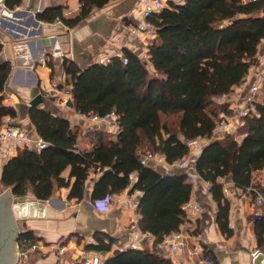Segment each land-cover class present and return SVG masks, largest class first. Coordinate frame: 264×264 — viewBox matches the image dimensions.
<instances>
[{
	"label": "trees",
	"instance_id": "1",
	"mask_svg": "<svg viewBox=\"0 0 264 264\" xmlns=\"http://www.w3.org/2000/svg\"><path fill=\"white\" fill-rule=\"evenodd\" d=\"M79 1L81 14L75 20H64L68 25L111 0ZM20 4L21 0H5L11 10ZM61 12L60 8L47 9L37 19L54 22L57 17L62 19ZM152 22L156 35L148 46V59L125 49L127 63L120 56L87 69L70 59L63 62L66 85L73 88L77 110L87 115L114 111L119 116L114 138L103 132L90 133L93 148L86 151L81 148L79 132L67 118L30 108V122L48 145L41 152L21 150L9 159L0 175L1 189H11L14 196L32 191L35 198L47 201L56 187L67 188L69 200L82 201L91 171L100 173L93 180V203L128 188L132 193L140 191V227L155 237L156 247L166 236L180 232L187 222L183 206L191 199L193 184L184 173L163 174L142 165V150L158 152L168 164H174L188 157L189 141L207 139L210 141L195 157V170L210 183L209 192L218 205L216 223L221 233L230 237L234 232L229 228L230 202L224 194V182L251 190L255 200L258 193L264 196V188L253 182V173L264 171V102L256 104V115L240 120L243 138L237 141L231 134L220 133L219 139L214 135L221 114L228 112L218 99L231 94L246 80L250 69L261 63L257 55L264 42V0H183L155 14ZM2 51L0 43V56ZM11 73L12 65L0 61V125L6 116L18 114L4 103L3 92ZM170 117L177 123L168 122ZM68 168L70 173L65 177ZM257 209L261 215L253 219L262 246L264 204ZM35 241L34 234L25 230L18 243L23 247ZM116 242L101 234L87 249L107 253ZM201 258L216 263L208 249ZM105 261L173 264L159 250L148 249H117Z\"/></svg>",
	"mask_w": 264,
	"mask_h": 264
},
{
	"label": "crops",
	"instance_id": "2",
	"mask_svg": "<svg viewBox=\"0 0 264 264\" xmlns=\"http://www.w3.org/2000/svg\"><path fill=\"white\" fill-rule=\"evenodd\" d=\"M164 1L166 6L179 3V0ZM59 8L62 9V19L57 18L61 21L57 18L54 22L37 19L39 13ZM6 9L8 12L0 22V43L3 45L0 61L12 65V73L3 94L4 103L14 107L18 113L15 117L16 122L34 135H38L30 122L29 112L30 103L41 96L38 108L46 109L55 116L67 118L80 134L82 149L88 151L93 148V134L103 132L114 138L118 133L117 124L88 123L73 112L65 111L59 103L50 99L48 90L53 81L60 84L68 82L63 65L65 58L75 61L82 69L101 64L102 58L111 60L113 57L122 56L125 49L148 59L149 45L143 37L135 36L131 32L141 19V0H111L101 8L94 7L85 18L73 25H68L64 20L72 21L80 16L82 5L79 0H21L20 6L12 10L7 7ZM17 41L27 42L32 60L37 65L27 67L15 61L13 43ZM261 48L264 52V42ZM259 62L263 63L262 60ZM260 64L254 70L255 73H250L248 79L251 83H255L264 71V66ZM239 90L240 88H235L227 98L230 101L239 98L242 100L245 92L240 94ZM221 99H218L219 104ZM145 150L148 149H143L142 152L145 153ZM7 154L8 145L0 147V175L3 166L9 160ZM195 161L196 158L192 160L191 167L195 166ZM150 167L163 174L180 172L160 162H154ZM69 173L68 168L63 176L68 177ZM133 175L135 178L136 175ZM99 176L100 173L91 171L86 182V195L82 201L69 200L67 188L56 187L53 196L46 203L35 198L32 191L28 192L26 196L35 199V202L32 201L35 204L31 205L32 203L28 202L23 205V216L19 224L21 228L24 223L27 224L26 230L36 237L34 243L39 246V250L24 260L23 264L81 263V255L93 251L87 247L95 243L96 237L101 234H107L117 240L110 252L101 253L105 259L114 254L119 244L133 241L128 229L127 214L132 204L139 202L142 193L135 195L128 188L113 195L114 207L110 211H103L96 208L92 199L93 180ZM253 182L264 188V171L254 172ZM191 183L193 192L190 200L195 201L200 210L188 217L187 222L181 227L180 232L188 243L187 248L171 255L169 248L161 249L155 247L151 241H141L140 249H148L150 252L159 250L173 264H209L201 258L204 249L212 252L215 264H253L252 254L257 250L264 254V244L259 246L256 236L253 218L258 205L252 191L239 189L230 181L224 182V194L230 202L229 228L234 232L232 236L227 237L221 233L216 223L218 205L206 190L204 182L196 180ZM4 191L1 189V192ZM51 246L57 249L51 250ZM197 246L201 251L191 254ZM22 249L23 247L18 244V256ZM258 264H264V260Z\"/></svg>",
	"mask_w": 264,
	"mask_h": 264
},
{
	"label": "built area",
	"instance_id": "3",
	"mask_svg": "<svg viewBox=\"0 0 264 264\" xmlns=\"http://www.w3.org/2000/svg\"><path fill=\"white\" fill-rule=\"evenodd\" d=\"M183 0H179L178 4H181ZM142 12L141 19L137 26L133 27L131 32L135 36L143 37V39L149 45L152 42V39L156 35V28L152 22V17L160 13L166 6L164 0H141ZM58 21H61L60 18H57ZM123 62L127 63V59L122 56ZM257 60H264V52L260 47V50L257 55ZM110 62V59L102 58L100 60L101 64H107ZM257 65H254L250 69V73H255ZM250 73L246 80L238 87L241 92H245L242 100L241 98L230 101L227 97H222L221 104L228 107V112H223L221 114L220 120L218 121L215 129L214 135L216 138H220V133L231 134L235 137V140L240 141L243 138V135L239 134V122L242 119L247 117H252L257 114L256 104L259 103L258 94L264 87V71L261 72L259 79L255 83H251L248 79ZM73 88L71 85L60 84L57 81H53L50 84L48 90V95L51 99L59 103L62 108L67 112H73L78 117L82 118L88 123H105L107 125H115L119 120V116L114 112L110 111L104 115L100 114H84L80 110H77L74 106L73 98ZM210 140L207 139H193L188 142L189 155L187 158L176 162L174 164H168L164 155L153 152L146 151L141 157V164L144 166H151L154 162H160L167 165L170 168H174L186 174L187 179L190 182H195L196 180H202L201 177L196 173L195 166L191 167L192 160L200 154L201 149L206 145ZM8 145V158L11 159L18 155L21 150L29 149L32 151L41 152L44 150L48 143L39 135H34L31 131L25 128L23 125L16 122L15 117L6 116L0 125V147ZM192 168V169H191ZM206 190H210V183L205 182ZM140 191H135V195H140ZM256 204L261 206L264 204V196L260 193L257 194ZM114 197L113 195H108L104 199L94 202L93 204L96 208H99L103 211H110L114 207ZM187 218L191 217L195 212L200 210V206L193 200H190L183 206ZM261 215L259 209H256L254 216L258 217ZM128 218V229L130 230L133 241L127 244H119L118 249L124 251L127 249H140L139 243L141 241H151L154 243L155 237L149 233L145 232L140 227L141 215L138 210V202H134L130 207V210L127 214ZM233 227V226H232ZM188 243L185 240L184 235L181 232L173 233L166 236L159 244L158 248L167 249L169 248L170 254H176L180 251H183L187 248ZM57 249L55 246H51V250ZM39 250V246L36 243L25 244L23 249L20 252L19 260L16 264H23V261L28 259L32 253H35ZM62 251V249H61ZM201 251V248L197 246L191 254ZM263 254L260 250L255 251L252 254L253 260L258 256ZM106 259L101 255V253L92 251L85 252L81 255V264H106ZM209 264H212L211 260H208Z\"/></svg>",
	"mask_w": 264,
	"mask_h": 264
},
{
	"label": "water",
	"instance_id": "4",
	"mask_svg": "<svg viewBox=\"0 0 264 264\" xmlns=\"http://www.w3.org/2000/svg\"><path fill=\"white\" fill-rule=\"evenodd\" d=\"M5 0H0V22L6 16L8 10L5 7ZM46 45V43H43ZM15 61L19 65L33 67L37 63L32 60L31 53L27 47V42L17 41L13 43ZM41 96L37 97L30 103V108H38L40 105ZM1 178V176H0ZM35 202V199L27 196H14L11 189L1 192L0 189V264L5 261L8 264H16L19 260L18 240L20 235L26 230L27 224H23L21 228L18 223L22 219L23 205L26 203ZM46 203V201H42ZM35 203H32L33 205ZM264 260V254H261L254 259L253 264H258ZM4 261V262H3Z\"/></svg>",
	"mask_w": 264,
	"mask_h": 264
},
{
	"label": "rangeland",
	"instance_id": "5",
	"mask_svg": "<svg viewBox=\"0 0 264 264\" xmlns=\"http://www.w3.org/2000/svg\"><path fill=\"white\" fill-rule=\"evenodd\" d=\"M257 67H258V65H257ZM239 92L241 94V90H239ZM258 99H259V103H263L264 102V87L262 88V90L258 94ZM164 120H166V119H164ZM168 122H170L171 124H176L177 123V120H176L175 117H170L168 119ZM145 151H150V150H145ZM20 222H21V220L18 221V223H20Z\"/></svg>",
	"mask_w": 264,
	"mask_h": 264
},
{
	"label": "flooded vegetation",
	"instance_id": "6",
	"mask_svg": "<svg viewBox=\"0 0 264 264\" xmlns=\"http://www.w3.org/2000/svg\"><path fill=\"white\" fill-rule=\"evenodd\" d=\"M19 244V243H18ZM4 262V261H3ZM4 264H8L6 261H5V263Z\"/></svg>",
	"mask_w": 264,
	"mask_h": 264
}]
</instances>
